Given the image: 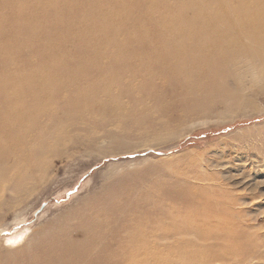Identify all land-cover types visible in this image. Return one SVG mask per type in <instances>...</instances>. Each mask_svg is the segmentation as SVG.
<instances>
[{
	"label": "bare ground",
	"instance_id": "bare-ground-1",
	"mask_svg": "<svg viewBox=\"0 0 264 264\" xmlns=\"http://www.w3.org/2000/svg\"><path fill=\"white\" fill-rule=\"evenodd\" d=\"M261 98L264 0H0V214L50 153L108 136L102 121L179 138L213 116L257 114ZM120 195L77 210L80 228L6 241L20 264H261L228 243L201 241V256L177 246L173 213L190 201L164 205V225L162 200ZM229 226L199 236L213 243Z\"/></svg>",
	"mask_w": 264,
	"mask_h": 264
},
{
	"label": "rangeland",
	"instance_id": "rangeland-1",
	"mask_svg": "<svg viewBox=\"0 0 264 264\" xmlns=\"http://www.w3.org/2000/svg\"><path fill=\"white\" fill-rule=\"evenodd\" d=\"M258 106L257 114L205 119L179 138L142 127L128 133L129 123L110 119L102 121L108 136L85 149L61 146L42 162L26 188L4 193L3 198L13 201L0 214V264H20L23 251L6 240L21 231L31 232L34 242L60 227L80 228L75 223L81 207H103L108 197L125 198L128 193L162 200L159 215L164 225L173 222L164 205L193 203L188 215L181 216L189 211L183 208L173 213L184 219L177 246L190 250L201 241L216 247L228 243L244 255L260 251L264 264V98ZM71 155L77 157L69 159ZM17 216L22 219L14 220ZM216 220L225 221L232 232H216L219 240L211 243ZM206 230L210 233L200 237ZM170 241L166 237L160 246L173 244ZM193 252L201 256L204 251Z\"/></svg>",
	"mask_w": 264,
	"mask_h": 264
}]
</instances>
